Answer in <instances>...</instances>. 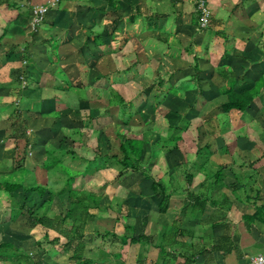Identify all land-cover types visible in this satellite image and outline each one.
I'll list each match as a JSON object with an SVG mask.
<instances>
[{"label": "crops", "instance_id": "1", "mask_svg": "<svg viewBox=\"0 0 264 264\" xmlns=\"http://www.w3.org/2000/svg\"><path fill=\"white\" fill-rule=\"evenodd\" d=\"M44 2L0 0V178L12 172L16 149L25 148V184L11 192L14 200L38 207L50 192L56 195L50 209L68 206L71 180V188L100 195V204L116 212L113 226L124 230L145 216L154 241L161 225L173 223L193 229L196 238L205 234L206 246L228 229L232 251H209L191 264H237L264 252V222L247 228L241 218L264 205V0H207L204 27L195 0H59L33 28L31 8ZM230 93L252 98L244 110L227 109ZM121 134L142 140L150 178L118 175ZM218 166H224L222 185L214 183ZM152 178L170 194L165 213L157 211ZM129 193L148 204L141 215L137 204L134 210L112 205L129 201ZM190 194L203 201L196 205L204 208L200 216L184 210L185 200L193 206ZM223 195L231 205L214 206L211 200ZM93 209L100 217L101 208ZM215 222L211 237L207 228ZM13 233L6 238L34 239ZM139 247L145 264H182L178 252L175 261L159 262L158 249L148 244L127 251ZM119 249L100 246L98 256H87L112 264ZM138 256L123 257L125 264Z\"/></svg>", "mask_w": 264, "mask_h": 264}, {"label": "trees", "instance_id": "2", "mask_svg": "<svg viewBox=\"0 0 264 264\" xmlns=\"http://www.w3.org/2000/svg\"><path fill=\"white\" fill-rule=\"evenodd\" d=\"M251 98L252 93H230L228 101L226 102L227 104L224 108L230 109L236 107L240 110H244L251 101ZM182 126H184V124H182ZM177 128H179V126H177ZM172 133L176 140L181 139L179 134L174 135V131ZM121 137L122 143L120 145V151L122 153V157L117 158L119 165L118 175L121 176L125 171H132L141 173L145 178H150L151 174L149 170L146 167H143V164L141 163L144 151L142 140L127 138L124 134H121ZM24 151L25 148L23 147L22 151L18 148L16 149L13 159V169L23 168ZM223 171L224 166H218L214 170V183L216 185L223 184ZM186 179L188 183H190L192 175L190 173H186ZM70 182L71 180H67V199L69 205L64 211L60 210L50 216L46 213L50 209L56 195L49 192L48 196L43 200L41 206L36 208H34V206L25 207V203H18L11 195V192L19 187L18 182L10 183L8 181H4L5 190L12 198V206L9 212L10 224H12L19 215H26V221L29 225L34 226L39 224L45 230L43 235L44 241L60 247L58 251L67 255L70 264H98L101 262L100 258H97L96 260L86 255L87 244L83 238L87 217L92 216L93 214L91 209H100V195L86 190L71 188ZM151 187L159 199L157 202V211L159 213H165L169 207L170 194L155 178H152ZM23 188L27 192L38 191L41 195H44L46 192V188L44 186H23ZM189 197L193 200V206H188L187 214L191 216H200L203 213V210L201 209L203 206L196 205L201 204L203 201L200 197L195 195L190 194ZM211 201L214 206L220 208L229 207L226 205L227 202L231 205L230 200H228L225 195L220 196L219 198L214 197ZM14 204H16V208L13 206ZM125 204H127V202H125ZM118 213L120 214V211ZM139 215H141V213ZM138 218L134 224L125 223L124 232L122 234L118 235L115 232L105 231V234L101 236L102 239L106 235H111V242L120 245L121 250L125 246H131L134 244L152 245L158 249L159 260L164 263H168L170 260L175 261L178 257V253L183 256L182 264H191L195 261V256H204L209 251H221L223 253H228L235 248L232 234L228 232L227 228H225L224 233L219 240H217V242H211L209 246H206L203 241L205 234L196 238L193 229L178 226L175 223L171 225H161L157 233V240L154 241L153 237L146 231L147 221L145 220V216L141 215ZM241 218L245 222L247 228H250L251 224H253L255 220L264 222V205H255L253 213H242ZM13 219L15 220L13 221ZM217 224L218 222H215L207 228V233L210 231V236L212 235L213 228H215ZM50 232L53 233L52 237H50ZM190 236L192 237L191 241L183 239ZM179 237L181 240H179ZM9 244L12 243L7 241L0 242V260H5L10 257L12 259V264H36L33 258L24 251L22 245L10 247ZM36 244L41 246V241H37ZM176 247L179 248V251ZM10 249H12L11 252H9ZM7 252H9V254H7ZM118 254L122 256L123 253L121 251L116 253V258H118ZM102 261H104V259H102ZM143 262V259L140 260V258H137L136 260V264H145ZM120 264H125V261L124 263L121 261Z\"/></svg>", "mask_w": 264, "mask_h": 264}, {"label": "rangeland", "instance_id": "3", "mask_svg": "<svg viewBox=\"0 0 264 264\" xmlns=\"http://www.w3.org/2000/svg\"><path fill=\"white\" fill-rule=\"evenodd\" d=\"M20 151H22V147L19 148ZM15 156V153H14ZM14 159V157H13ZM2 164H0V168H1ZM13 167V164L11 165ZM45 167H47V165H45ZM14 168V167H13ZM22 171H19L18 169H13L12 172L7 173V175H3L0 178V183L4 184V181H8L10 183H14V182H21L23 184H25V179H24V169H20ZM23 175V178H20V175ZM208 174H210V172H208ZM128 180V179H127ZM28 182L30 183L31 181L28 180ZM129 182V180L127 181ZM32 185V184H31ZM0 242L1 241H7V242H11L12 244H9L10 247H14V246H19L22 245L23 249L25 252H27V254L29 256H31L33 258V260L35 261L36 264H70L69 259L67 258L66 254H62L60 253L58 250L60 247L49 244L47 242L44 241L43 238V231L44 229H42V227H37V226H31L29 225L28 227V222L26 221V215H22L20 217H18L16 220L13 219V223L9 224L10 221L9 220V212L11 209V203H12V198L10 195H8L7 192H5L2 187H0ZM62 189V188H59ZM58 189V190H59ZM62 191V190H61ZM17 197V196H16ZM14 198V197H13ZM129 201H127V204H125V202L119 203L117 204L116 202L114 203V201L112 202V205L114 207L116 206H123L125 208V210L127 209V207L129 206V208L131 210H134V206L137 204V210L139 213H142L143 210L142 208H146L148 206V204H146V201H144L143 199L136 200V197L133 193H129L128 196L126 197ZM183 198L187 199L186 196H183ZM129 202V203H128ZM15 208L17 207L16 204L13 205ZM183 206H189L188 204V200H185V205ZM36 206H34L35 208ZM67 206H52V208L50 210L47 211L46 214L48 215H52L60 210L64 211L65 208ZM110 206H107L105 204H100V217L96 215V217L94 218L95 214H92V216H88L87 217V225L84 228V241L86 242V248H87V252L86 255H92V254H96L97 256L99 255V247L103 246L104 249H109V246H113L115 247L117 244L116 243H109V239L111 238V235H106L107 237L104 239V241L100 238V235L105 234V231H110V229L112 228L115 232H117L118 235L122 234L124 232L122 225H120L118 223L117 226H113V218L116 215V212L114 211H108V208ZM184 210H188V207H185ZM92 212H96V210H92ZM132 212V211H131ZM135 213V215L139 214V213ZM133 213V212H132ZM203 214V213H202ZM133 222V221H132ZM9 225V227L7 225ZM187 228V227H186ZM19 230L22 232H29L31 235L34 236V239H29V238H24L20 241L19 240H8L6 238L7 236V232H8V236L14 234V230ZM10 230V233H9ZM151 232H155V229L151 230ZM36 238V239H35ZM2 239V240H1ZM6 239V240H4ZM41 241V246H38L36 244L35 240ZM139 245H143V244H139ZM147 245V244H145ZM127 247L125 246L122 250L119 249V251H121L123 254L122 256L119 255L118 258L114 257L113 263L112 264H120L121 261L123 260V257H127V259L130 261H134L133 257L134 254H139V258L140 260H142L144 258V252L143 249H141L142 247L137 248L138 250H136V252L133 253L131 252L128 253L127 251ZM117 248V247H116ZM13 249V248H12ZM9 250V252H11V250ZM135 251V250H134ZM9 252H7V254H9ZM141 253V254H140ZM104 255V253H103ZM121 260V261H120ZM107 261V260H106ZM111 260L108 258V263ZM158 261L161 262L158 258ZM104 262V263H107ZM127 262V261H126ZM0 264H12V259L10 257L6 258L5 260H0ZM146 264H149L146 261Z\"/></svg>", "mask_w": 264, "mask_h": 264}, {"label": "built area", "instance_id": "4", "mask_svg": "<svg viewBox=\"0 0 264 264\" xmlns=\"http://www.w3.org/2000/svg\"><path fill=\"white\" fill-rule=\"evenodd\" d=\"M59 0H46V2L32 6L30 22L36 28L45 19L48 11L57 6ZM195 7L200 16V26L204 27L209 23L211 11L207 0H195ZM237 264H264V252L250 255L242 263Z\"/></svg>", "mask_w": 264, "mask_h": 264}]
</instances>
